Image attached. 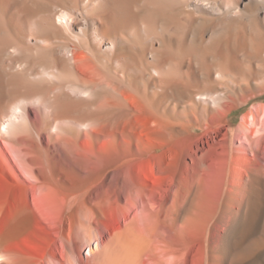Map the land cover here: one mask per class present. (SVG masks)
<instances>
[{
	"label": "bare ground",
	"instance_id": "bare-ground-1",
	"mask_svg": "<svg viewBox=\"0 0 264 264\" xmlns=\"http://www.w3.org/2000/svg\"><path fill=\"white\" fill-rule=\"evenodd\" d=\"M262 56L264 0H0V184L12 189L0 193V264H191L192 253V264H246L264 243V107L237 127L227 117L243 84L264 87ZM139 118L169 142L210 129L220 162L209 169L186 147L151 168L142 190L174 179L150 224L112 215L106 242L90 236L85 253L99 220L73 185L98 160V139ZM206 172L243 173L236 205L212 224L179 180Z\"/></svg>",
	"mask_w": 264,
	"mask_h": 264
},
{
	"label": "rangeland",
	"instance_id": "rangeland-1",
	"mask_svg": "<svg viewBox=\"0 0 264 264\" xmlns=\"http://www.w3.org/2000/svg\"><path fill=\"white\" fill-rule=\"evenodd\" d=\"M253 68L257 70L264 69V56L259 58L256 66H253ZM250 84V87L243 84L244 92L240 94V100L233 103L235 107L232 105V108H234L227 117L232 127H237L243 114L250 109L259 105L264 107V87L257 82H251ZM244 102L245 104L237 107L238 103ZM143 120L139 118L134 121L135 123L133 122L134 124L127 126L125 129L116 133L113 132L111 136L106 138L103 136L102 139L100 138L101 140L98 139L99 141L93 146L98 152V160L86 166L83 175L73 185V187L83 189L87 193L86 197L88 196V199L90 197V212L92 211L99 220V225H97L98 229H95L96 226H92L91 228L89 226L86 229V234L83 235L85 246L87 245V240L92 235H97L106 242L107 238H105L104 230L106 229V225L112 220V215L117 214L120 220L125 221V213L127 212L131 216L140 214L141 218H144L142 222L144 224H150L151 217L148 209L158 207L161 201L170 194L173 188L172 181L174 177L171 174L161 175L163 180L162 184L150 186L144 190L140 188V184L142 180L146 179V175L150 173L151 168L158 170L174 159L180 160L181 154L179 152H181L180 150L182 148L188 147L189 151H197L199 153L203 151L205 154V163L209 169L216 162H220L217 154L215 152L213 153L215 149L214 145H212L213 142L207 141L210 138L208 136L212 134L210 129V131L207 129L206 131H201L195 136V142L189 145L184 140H170L169 142V139H164L165 136L163 137L159 134L157 130L147 123L146 119ZM197 143H199V146ZM236 145L239 147L241 144L238 142ZM240 150H236V157L239 160L242 155V150ZM182 160L189 166L193 165V160L190 157ZM180 164L182 163L180 162ZM179 180L182 184L181 190L183 196L189 189L199 193L200 212L205 217L213 216L212 222H210L212 224L219 218L217 213L223 212L230 205H236L234 200L229 198L231 193L230 188H232L231 184L234 182H236L238 187L241 185L243 182V173H238L235 177L228 175L217 177L210 172L203 173L197 177L191 173H185L179 177ZM0 186H2V188L0 187L1 194L8 196L11 193V187L7 185L4 187V184H0ZM132 194L141 200L138 210L134 211L130 208ZM92 201H96L95 204L93 203L94 205ZM45 236L46 234H40V236L38 235V239L39 237L42 239ZM260 236L263 238L262 235ZM88 249L87 245L84 250L85 253L88 252ZM107 249L104 248L103 250L101 248V252L103 253ZM251 256L247 257L246 264H264V243ZM60 258L62 259L63 256L61 255ZM195 259L196 254L194 255L192 253L191 264L193 261L195 262Z\"/></svg>",
	"mask_w": 264,
	"mask_h": 264
}]
</instances>
